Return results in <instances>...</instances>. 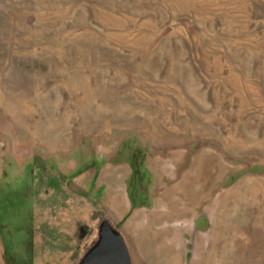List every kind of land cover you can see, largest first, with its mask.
Instances as JSON below:
<instances>
[{
    "label": "rangeland",
    "instance_id": "374dc122",
    "mask_svg": "<svg viewBox=\"0 0 264 264\" xmlns=\"http://www.w3.org/2000/svg\"><path fill=\"white\" fill-rule=\"evenodd\" d=\"M132 155L131 264H264V0H0V264H79Z\"/></svg>",
    "mask_w": 264,
    "mask_h": 264
},
{
    "label": "crops",
    "instance_id": "0c3cea01",
    "mask_svg": "<svg viewBox=\"0 0 264 264\" xmlns=\"http://www.w3.org/2000/svg\"><path fill=\"white\" fill-rule=\"evenodd\" d=\"M128 173L125 175H119L118 172L113 171L109 177H111V181L106 183V191L110 194V200H105L104 207L105 210L109 213L111 227L115 229L122 236H126L130 241L129 229L131 226L132 229H135L134 222L132 220L127 221V223H122L126 218H128V214H131L133 211V201L128 197L127 189L130 177L132 176V170L129 166ZM99 177V175H98ZM108 177V178H109ZM98 179V178H97ZM100 179V178H99ZM104 177L100 179L99 188L103 187ZM113 179V180H112ZM115 196V198H113Z\"/></svg>",
    "mask_w": 264,
    "mask_h": 264
},
{
    "label": "water",
    "instance_id": "95a60500",
    "mask_svg": "<svg viewBox=\"0 0 264 264\" xmlns=\"http://www.w3.org/2000/svg\"><path fill=\"white\" fill-rule=\"evenodd\" d=\"M79 264H131L127 246L108 221L99 225L98 239Z\"/></svg>",
    "mask_w": 264,
    "mask_h": 264
},
{
    "label": "trees",
    "instance_id": "16d2710c",
    "mask_svg": "<svg viewBox=\"0 0 264 264\" xmlns=\"http://www.w3.org/2000/svg\"><path fill=\"white\" fill-rule=\"evenodd\" d=\"M142 163H143V157L140 158H135L134 155L131 156V160H130V168L132 170V176L136 177L138 175L141 174L142 172Z\"/></svg>",
    "mask_w": 264,
    "mask_h": 264
}]
</instances>
